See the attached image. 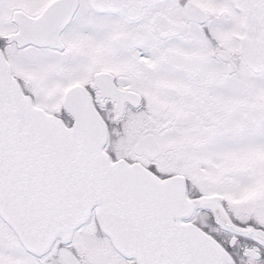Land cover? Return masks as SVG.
<instances>
[{"label":"snow or ice","instance_id":"obj_1","mask_svg":"<svg viewBox=\"0 0 264 264\" xmlns=\"http://www.w3.org/2000/svg\"><path fill=\"white\" fill-rule=\"evenodd\" d=\"M0 264H264V0H0Z\"/></svg>","mask_w":264,"mask_h":264}]
</instances>
